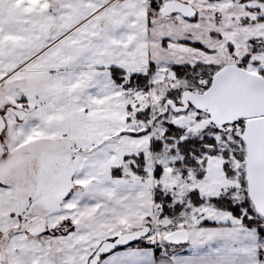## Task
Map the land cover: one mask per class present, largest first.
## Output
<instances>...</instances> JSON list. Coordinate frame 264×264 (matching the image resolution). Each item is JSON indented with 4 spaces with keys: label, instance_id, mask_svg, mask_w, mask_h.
Wrapping results in <instances>:
<instances>
[{
    "label": "snow or ice",
    "instance_id": "6c2138e0",
    "mask_svg": "<svg viewBox=\"0 0 264 264\" xmlns=\"http://www.w3.org/2000/svg\"><path fill=\"white\" fill-rule=\"evenodd\" d=\"M0 264H264V0H0Z\"/></svg>",
    "mask_w": 264,
    "mask_h": 264
}]
</instances>
